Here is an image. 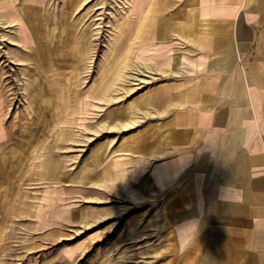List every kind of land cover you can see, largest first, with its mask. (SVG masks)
<instances>
[{
    "label": "crops",
    "instance_id": "0c3cea01",
    "mask_svg": "<svg viewBox=\"0 0 264 264\" xmlns=\"http://www.w3.org/2000/svg\"><path fill=\"white\" fill-rule=\"evenodd\" d=\"M92 1L0 0V264L117 206L166 228L152 264H264V0H105L87 64Z\"/></svg>",
    "mask_w": 264,
    "mask_h": 264
},
{
    "label": "rangeland",
    "instance_id": "374dc122",
    "mask_svg": "<svg viewBox=\"0 0 264 264\" xmlns=\"http://www.w3.org/2000/svg\"><path fill=\"white\" fill-rule=\"evenodd\" d=\"M104 1L93 0L78 14L81 18L80 33L83 31L82 35L87 36L89 33L95 38V51L85 59L87 64L97 62V54L103 44ZM10 70L11 82L17 83L23 79L17 69ZM117 208L118 211L100 222L81 226L75 231V235L67 242L81 243V246L70 262L64 261L62 264H152V255L163 251L169 243L166 228L154 223L157 221L153 222L156 217L150 211L142 213V209L136 211L135 206H127V212L125 209L120 211L119 206ZM13 262L24 264L19 260Z\"/></svg>",
    "mask_w": 264,
    "mask_h": 264
}]
</instances>
